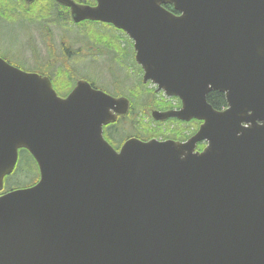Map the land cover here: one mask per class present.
Wrapping results in <instances>:
<instances>
[{"label": "water", "instance_id": "95a60500", "mask_svg": "<svg viewBox=\"0 0 264 264\" xmlns=\"http://www.w3.org/2000/svg\"><path fill=\"white\" fill-rule=\"evenodd\" d=\"M57 1L135 40L144 83L183 104L154 120L203 123L186 142L133 138L117 152L102 128L127 98L84 80L59 98L48 77L0 61V191L19 149L41 174L0 196V264H264V0H141L130 19L121 0Z\"/></svg>", "mask_w": 264, "mask_h": 264}, {"label": "rangeland", "instance_id": "374dc122", "mask_svg": "<svg viewBox=\"0 0 264 264\" xmlns=\"http://www.w3.org/2000/svg\"><path fill=\"white\" fill-rule=\"evenodd\" d=\"M30 20L34 19H28L25 16L19 18L16 16L0 17V30H2L0 33V51L7 52L12 57L17 58L18 60L13 58L16 62L22 61V63L24 62L27 64L26 67H41L45 71L50 62L58 61L60 62L59 65H63L66 68L69 65V69L76 74L75 76L92 80L96 84H101L111 91H120L123 93L122 95L129 96L130 104L132 106H137L135 108L136 112H140L139 108L146 109L148 107H157L165 109L174 107L176 100L167 97L166 104L169 101H172L173 104L165 106L156 105L155 99L161 97L159 91L138 94V89L134 92V90L138 88V83L142 82V74L137 72L132 65H129L128 67H124V65L116 66L115 70L118 72V77L113 78L110 75L108 72V66L113 64L118 65L119 63L117 62L125 54L123 42H117L116 46L114 45L109 48L97 40L98 37L100 38L104 35L87 29V38H85V36L81 38L77 29L70 24L69 30L65 32V37L67 38L66 42L63 44L61 43V38L63 37L62 33L64 32V28L68 25L66 19L62 18L54 23L45 24L41 23V18L36 19L35 22ZM34 24H39L43 26L44 29L41 32H36L33 30L34 27L31 28ZM47 36L51 38V42L47 41ZM52 46L57 47V52L53 50ZM94 48H96L95 53H88L90 49ZM106 48H109V50ZM43 74H46V72ZM111 74L113 76L117 75L116 72H111ZM74 77L72 80L73 86L74 83H76ZM53 86L55 90L59 92L58 84L53 82ZM72 87L66 92L61 93H68ZM153 87L156 88L152 84L149 86V89H152ZM130 89H133V91ZM138 118L141 119L140 114L138 115ZM145 122H148V118L145 119ZM112 124H115V122ZM128 126L131 127L133 133L137 132V128L139 129L138 125L134 126L129 122L127 125H122L121 130H124ZM119 127L120 125L117 126L118 130ZM171 127L174 128L175 126ZM123 134H125L126 137H129V132H123ZM137 137H130L128 140ZM146 137H148L147 134L140 138ZM28 158L29 156L26 152L20 154L15 173L5 178V188L7 190L17 187L24 188L31 183L34 185L39 180V171L37 168L38 177L34 182V179L36 178V167L31 159L27 162Z\"/></svg>", "mask_w": 264, "mask_h": 264}, {"label": "trees", "instance_id": "16d2710c", "mask_svg": "<svg viewBox=\"0 0 264 264\" xmlns=\"http://www.w3.org/2000/svg\"><path fill=\"white\" fill-rule=\"evenodd\" d=\"M22 0H0V17H9V16H16L19 17H27L28 19H34L30 20L35 22L36 19H42L41 23H54L55 19L54 17L58 19H62L63 15H60L59 9L56 7H52L48 5V2L46 1H37L34 4L30 6H26L21 2ZM41 6V7H40ZM169 10H173V8H169ZM14 18V17H12ZM101 36V35H97ZM96 36V37H97ZM98 41L103 43L104 45L110 47H113L114 45H117V42H109V39L105 36H101L100 38H97ZM49 42H51V38L49 39ZM53 50L57 52V47L52 46ZM109 48H106L109 50ZM124 56H122V59L129 58L128 52L124 49ZM77 55V54H75ZM134 57H132L133 59ZM60 62H50L46 74L52 79L53 82L58 84L59 92H66L70 87L73 86V77L76 75L73 73L72 70L68 67H64L63 65H59ZM133 63V61H132ZM140 72L142 73V70L140 69ZM150 84H144L143 82H140L138 84V89L140 93H154L156 92L155 89H149ZM137 89V90H138ZM136 90V91H137ZM114 95H122L120 91L114 92ZM208 102L214 107L216 110H224L227 107L226 99L223 93L215 91L208 94L207 97ZM156 105L165 106L168 104H171V102H167L163 97H160L159 99H155ZM148 104V103H147ZM142 114L141 119H139L140 126L139 130L140 133L138 134V137H142L145 134L149 136H162L165 135L170 138H174L175 135H180V137H188V135H185V132H191L194 128L195 132L198 129V126L201 122L199 121H192L186 128H183V125H175L174 128H172L171 124L166 125L163 127L161 124L152 126V123L149 122V125H145L142 121L147 118V116L144 115L143 112H140ZM176 123H181L180 121L172 120ZM165 128V129H164ZM164 129V130H163ZM28 154V153H27ZM29 158L27 159V162L31 159L36 167V178L34 179V182L37 180L38 177V171H37V164L35 160L28 154ZM13 189V188H12Z\"/></svg>", "mask_w": 264, "mask_h": 264}, {"label": "flooded vegetation", "instance_id": "af4514ba", "mask_svg": "<svg viewBox=\"0 0 264 264\" xmlns=\"http://www.w3.org/2000/svg\"><path fill=\"white\" fill-rule=\"evenodd\" d=\"M37 1H42V0H34V3L37 2ZM43 1L48 2L49 6L56 7L57 9H59L60 15H63V19H66L68 21V25L64 28V32L62 33L63 37L61 38V43L64 44L66 42L67 38L65 37V32L69 30L70 24H71L72 27H75L77 29L78 34L81 36V38H83L84 36H85V38H87L86 35H87V29H88V30H91L93 32L100 33V34L104 35L105 37H107L109 39V42H115V43L116 42H123L125 50L128 52L129 58L132 59V57L135 56V50H134L133 41L128 37V35L124 31L115 28L113 26V24L102 23L100 21H92V20L91 21H85L84 20L83 22H80V23H74L71 20V12H70V8L69 7L63 6V5L59 4L57 1H55V0H43ZM74 1L77 4L89 5V6H93V7L96 6L97 3H98L97 0H74ZM21 2L23 4H25L26 6H30V5L26 4L24 0H22ZM54 19H55V22L58 20V18H56V17H54ZM34 26L36 27V32H41L44 29V27L39 25V24H34ZM81 38H80V40H81ZM46 39L49 42V39H50L49 36H47ZM95 50H96V48L90 49L88 53H95ZM123 62H124V60H119L117 62V63H119L118 65L113 64V65L108 66V72L109 73L117 72L115 70V67L119 66V65H122ZM104 67H106V66H104ZM78 78H81V77L75 76L74 77V79H75L74 81L77 82ZM87 82H89L90 85L93 88L94 87H98V88L101 87L99 84H96L92 80H88ZM74 86H75V83H74ZM74 86L72 87V89L74 88ZM72 89L68 93H59L58 91H57V93L61 97H66L72 91ZM130 90L133 91V89H130ZM180 108H181V103L176 101V103H175L173 108H165V109H161V110H178ZM151 109H156V108L148 107V108L142 110L141 112H143L144 115L147 116L148 122H151L152 125L161 124L163 127H165L168 124H171L172 126L181 124V125H183V128H186L193 121V120L190 121V122H181L180 121L181 123H176V122L172 121V119H170L167 122H154L150 118L151 117V113H152ZM134 113H135V107L132 106L131 110L129 111V113L125 117L119 118L117 123L112 124V125L110 124V125L104 126L103 134H104L105 139L117 151H120V149L122 148L123 144L128 140V138L137 137V135L139 133V129L137 127H136L137 128V132H135V133H133L131 131L132 129H131L130 126L126 127L124 130H121L122 125H127V124H129V122L132 123L134 126H136L138 124V121L135 120L136 117L134 118ZM118 125H120L119 130L117 128ZM193 131H194V128L189 133L185 132V135H188V137H180V135H175L174 138H170V137H167L165 135H162V136H157V137L149 136L147 138H140V137H137V138H139V139H141L143 141H148V140L154 139V138L157 139V140H160V141H164V140L186 141V140H188L190 137H192L195 134V132H193ZM123 132H129V137H126L125 134H123ZM22 152H25V150L24 149L20 150V154ZM38 170H39V168H38ZM38 179H40V173H39V178ZM10 190H7L4 187V190L2 192H0V195H3L5 193L9 192Z\"/></svg>", "mask_w": 264, "mask_h": 264}, {"label": "bare ground", "instance_id": "6f19581e", "mask_svg": "<svg viewBox=\"0 0 264 264\" xmlns=\"http://www.w3.org/2000/svg\"><path fill=\"white\" fill-rule=\"evenodd\" d=\"M138 10L137 11H132L131 10V6L129 4V0H121L118 8H119V12H122L124 16H126V18L131 17V14H139L141 15V13L143 12L145 5H146V1H142L138 0Z\"/></svg>", "mask_w": 264, "mask_h": 264}]
</instances>
